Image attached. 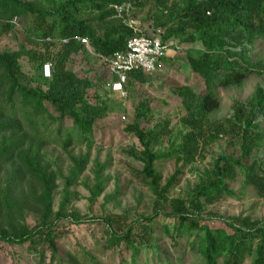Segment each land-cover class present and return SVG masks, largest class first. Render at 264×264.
Returning a JSON list of instances; mask_svg holds the SVG:
<instances>
[{"label": "trees", "instance_id": "1", "mask_svg": "<svg viewBox=\"0 0 264 264\" xmlns=\"http://www.w3.org/2000/svg\"><path fill=\"white\" fill-rule=\"evenodd\" d=\"M124 2L138 10L133 16L144 12L152 21L144 34L160 29L164 39L178 41V55L185 51L186 64L203 89H174L184 112L177 129L169 121L145 128L154 119L151 102L141 98L134 105L135 117L125 131L141 147L136 158L142 168L136 175L155 196L154 206L149 215L128 224L124 215L90 219L102 228L95 239L97 251L119 252L120 264H188L189 251L198 258L193 264H264V218L203 214L205 204L239 199L249 188L264 198V159L253 155L264 147V87L234 100L227 117L211 118L220 106L219 88L239 86L264 73L254 50L264 40V0H0V36L21 28L26 41L18 49L0 50V264L18 248L49 264H100L84 250L82 257L71 253L66 262L57 243L63 221L81 222L78 213H68V188L88 158L76 160L64 177L63 198L55 209L61 173L51 169L45 148L54 142L63 150L90 148L96 123L113 111V90L104 89L106 82L91 62L97 59L99 68H108V58L132 36L114 17L112 5ZM77 36L88 39L95 55ZM150 79L131 71L126 86ZM222 139L240 154H220L185 196L170 197L184 170ZM168 160L176 167L163 179L156 166ZM95 181L92 202L105 188L99 173ZM215 218L219 224L211 225Z\"/></svg>", "mask_w": 264, "mask_h": 264}, {"label": "rangeland", "instance_id": "2", "mask_svg": "<svg viewBox=\"0 0 264 264\" xmlns=\"http://www.w3.org/2000/svg\"><path fill=\"white\" fill-rule=\"evenodd\" d=\"M138 10L133 9L132 13ZM142 27H150V19L146 18L144 12H138L135 16ZM25 32L21 28L15 29L9 35L0 36V50L18 49L24 45ZM255 58L264 63V40L256 44L254 49ZM179 53V52H178ZM177 53V55H178ZM186 53H180L174 62H166L163 71L151 77L146 83L126 86V96L121 97L118 93L109 91L110 103L114 106L113 111L104 119L98 121L94 130V143L88 148L83 146H70L63 150L54 142L45 148L47 161L51 162V169H58L61 176L58 177L57 189L54 194V207L58 208L62 198L65 185L64 177H67L76 160L87 157L83 171L79 174L77 182L68 188L72 193L69 212H76L81 217V222L68 223L63 221L61 231L63 237L57 243L61 255L66 262L71 253L82 257V250L88 257H94V261L100 264H120L119 252L106 250L97 251L95 239L102 231L101 226L90 219H102L106 214L124 215L126 223L134 221L138 215H149L152 212L155 196L149 188L137 177L136 171L142 168V163L136 158L141 149L138 140L133 134L125 131L127 124L134 119V105L141 98H148L151 102L153 120L145 122L143 126L150 128L158 125L160 121H169L172 129H177L179 119L183 115V107L174 89L178 86L189 85L196 91L203 89L202 81L197 74L191 72L185 61ZM101 64L97 59H92L91 66L100 72V80L106 82L104 89L109 88L112 77L108 68H99ZM90 65L86 66L89 68ZM45 73V70H44ZM82 74V72H80ZM93 75V72L91 73ZM95 78V77H93ZM98 80V79H97ZM258 87H264V73L262 75H251L239 86L219 88L217 90L220 98L219 109L211 114L213 119H223L231 112L234 100H245L251 96ZM104 89L102 92L104 93ZM134 153L135 155H132ZM239 155L238 147L222 139L208 147L204 157L199 158L193 165L188 166L180 178L179 184L169 195L170 197L185 196L198 181L199 176L208 168L220 154ZM264 159V147L259 151H253ZM248 161V158L247 160ZM103 167V170H99ZM174 160L161 161L157 164V172L166 179L175 170ZM96 173L104 179V191L92 202L91 191L95 185ZM233 185V188H238ZM113 198L109 199V197ZM239 199H228L220 204H205L203 214L216 213L221 217L248 215L253 219L264 218V198L257 196L256 192L249 188L244 197L238 195ZM90 220V222H87ZM219 219H213L210 224H219ZM167 241V240H164ZM6 261L2 264H49L42 262L37 256L28 254L23 248L10 250ZM14 253V254H12ZM10 255L12 257L10 258ZM123 256V255H122ZM141 261V260H140ZM198 261L193 253L189 251L186 263L193 264ZM141 261L139 264H143ZM244 264H248L246 261Z\"/></svg>", "mask_w": 264, "mask_h": 264}, {"label": "built area", "instance_id": "3", "mask_svg": "<svg viewBox=\"0 0 264 264\" xmlns=\"http://www.w3.org/2000/svg\"><path fill=\"white\" fill-rule=\"evenodd\" d=\"M112 8L114 17L120 19L132 31V36L127 39L125 47L108 58V69L114 77L109 86L113 92L125 97L129 72L141 71L151 77L162 72L167 60L177 55L181 45L175 39H164L160 29L151 35L144 34L145 28L132 15L131 3L114 4ZM76 39L81 40L88 52L95 55L87 38L77 36ZM44 70L45 75H49V65H45Z\"/></svg>", "mask_w": 264, "mask_h": 264}]
</instances>
